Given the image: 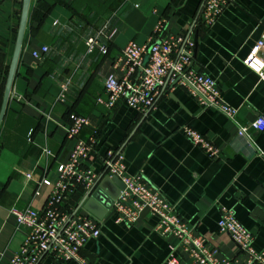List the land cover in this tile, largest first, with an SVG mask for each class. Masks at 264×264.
I'll list each match as a JSON object with an SVG mask.
<instances>
[{
    "label": "crops",
    "instance_id": "obj_1",
    "mask_svg": "<svg viewBox=\"0 0 264 264\" xmlns=\"http://www.w3.org/2000/svg\"><path fill=\"white\" fill-rule=\"evenodd\" d=\"M202 2L31 0L0 125V264L17 251L25 233V228L16 226L9 208H43L50 187L38 180L54 181L57 164L68 159L75 144L65 132L71 112L91 120L78 137L95 138L84 165L98 177L107 152H119L126 174L141 175L146 186L173 204L187 228L205 238L217 259L226 258L229 264L247 260L228 233L218 229L224 210H232L251 232L254 249L264 247V130L251 125L257 116H264V81L243 63L264 32V0H235L211 26L198 21ZM21 4L22 0L0 2V104ZM160 21L164 22L160 38L181 34L191 41L190 70L216 80L222 100L237 109L236 122L247 127L245 135L237 134V125L226 115L201 105L186 87H169L170 80L144 113L124 101L112 108L96 101L107 97L104 76L123 75L113 67L123 46L130 41L147 44ZM89 38L96 41L92 51L87 46ZM100 46H105V53ZM33 51L39 56H33ZM137 77L138 70L133 74ZM63 86L66 100L61 102L57 96ZM184 125L211 141L220 150L218 158H209L195 146L182 132ZM25 172L33 177L27 179ZM85 194L77 186L62 209L76 216L105 209L101 218L95 216L99 236L88 239L80 250L87 264H166L172 248L177 264H191L190 253L178 238L154 231L156 216L139 214L131 224L118 222L116 213L108 217L111 209L101 191L97 192L99 201L88 203L89 209L83 201ZM37 264L79 263L55 260L47 252Z\"/></svg>",
    "mask_w": 264,
    "mask_h": 264
},
{
    "label": "built area",
    "instance_id": "obj_2",
    "mask_svg": "<svg viewBox=\"0 0 264 264\" xmlns=\"http://www.w3.org/2000/svg\"><path fill=\"white\" fill-rule=\"evenodd\" d=\"M2 0H0L1 2ZM235 0H203L198 15V21L205 26H211L227 5ZM164 30V22L160 21L153 36L147 44L138 45L130 41L123 46L121 53L113 62L115 69L123 72L121 77L115 73L104 76L102 81L106 99L97 97L96 101L112 108L119 101L138 111L146 112L154 104L159 90L165 84L166 78L172 82L177 76L176 84L186 87L206 107L226 115L237 125V134L245 135L246 126L236 122L237 109L224 102L220 95L217 82L211 76L186 70L192 59V43L188 37L181 34L159 37ZM181 45V47H179ZM88 50L96 47L93 38L87 40ZM48 48L44 46L43 52ZM99 50L105 53V46ZM38 57L37 51L32 52ZM146 63L142 66L144 58ZM243 63L256 72L264 81V32L254 42ZM141 67L136 79L133 74ZM66 87L57 96L61 102L66 100ZM251 125L258 131L264 130V116H257ZM91 126V120L86 115L75 112L69 113V124L65 127L66 136L75 139V144L65 162L56 166V179L50 181L40 178L38 183L50 187L49 196L43 208L27 206L19 208L11 206L9 213L14 217L17 227L25 228V233L16 252L6 264H37L45 253L59 261L74 260L79 264H87L80 254L81 248L90 238L100 234L99 219L89 214L76 216L62 209L69 193L77 186L86 192L94 184L98 175L84 163L92 151L95 138L89 141L78 137L79 131ZM184 135L195 145L200 147L211 159L219 156L220 150L201 133L188 125L181 128ZM93 132H96L93 129ZM28 140H31V132ZM50 154L49 150H44ZM104 175L109 178L116 176L124 188L119 191L111 208L117 214L116 221L131 224L135 222L141 211L147 207L148 213L156 216L154 231L160 236L173 235L189 251L191 264H229L226 258L221 260L215 256V250L210 249L204 237L194 235L185 225L175 207L159 191L153 190L142 180L141 175H128L123 163V156L119 152L109 150L103 160ZM25 177L31 179L33 174L25 172ZM220 232H226L236 243L238 248L247 254V260L242 264H264V247L256 250L252 246L253 235L236 218L232 210H224L217 222ZM166 264H177L174 249L166 259Z\"/></svg>",
    "mask_w": 264,
    "mask_h": 264
},
{
    "label": "water",
    "instance_id": "obj_3",
    "mask_svg": "<svg viewBox=\"0 0 264 264\" xmlns=\"http://www.w3.org/2000/svg\"><path fill=\"white\" fill-rule=\"evenodd\" d=\"M30 3H31V0H22L15 42H14L13 51L11 54V58H10V62H9V66H8V70H7V74H6V78H5V83H4L3 93H2V99H1V104H0V125H1V122L3 120L5 111H6L7 102L9 99L13 79L15 77L17 64L19 61V56H20V52H21V45H22L23 36H24L25 29H26V25H27ZM202 4H203V2H202ZM202 4L199 8L197 17L200 13ZM197 17H196V19H197ZM196 19H195V21H196ZM146 61H147V57L144 58V62L142 64V66L146 63ZM188 69H190V66H188L186 70H188ZM140 71H141V67L138 68V73ZM169 78H170V75L166 78L165 84L161 88L162 90H164L165 87L167 86V82L169 81ZM178 79H179V76H177L172 82H170L169 87H173L174 85H176ZM106 185L109 186V188H110L109 190L107 189ZM123 188H124V186L118 177L113 176V177L109 178L108 176L104 175V171H103L99 175V177L95 180V182L91 186V188L86 192L83 201H86L85 206L89 209L88 203L91 201H94V199H96V201H99L98 196H97V192L99 191V193H100V191H101V194L104 195V198L107 200V203H106L107 207H108L107 209H111L110 212L108 213V217H110L114 213V210L111 208L112 203L116 199V197L118 196L119 191ZM90 211L94 216H96L98 218H101V216H103V214L105 213V209H101V212H96L94 210H90ZM146 213H148L147 207H145L141 211L140 214H141V216H143Z\"/></svg>",
    "mask_w": 264,
    "mask_h": 264
}]
</instances>
